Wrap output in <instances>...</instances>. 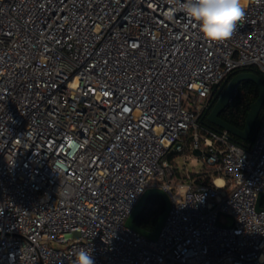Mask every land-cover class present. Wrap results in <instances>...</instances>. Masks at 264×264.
Here are the masks:
<instances>
[{
  "label": "built area",
  "instance_id": "1",
  "mask_svg": "<svg viewBox=\"0 0 264 264\" xmlns=\"http://www.w3.org/2000/svg\"><path fill=\"white\" fill-rule=\"evenodd\" d=\"M183 2L0 0V264H264V120L246 148L201 117L215 83L264 72V0L222 42ZM185 148L212 182L177 178ZM154 186L157 239L126 224Z\"/></svg>",
  "mask_w": 264,
  "mask_h": 264
},
{
  "label": "water",
  "instance_id": "2",
  "mask_svg": "<svg viewBox=\"0 0 264 264\" xmlns=\"http://www.w3.org/2000/svg\"><path fill=\"white\" fill-rule=\"evenodd\" d=\"M244 80L255 81L259 85L260 93H259L257 100L251 105V109L248 113V116L245 122V127L241 129L229 123L228 121L224 120L223 118H221L220 114L222 113V111L225 110V108L229 105L231 99L234 97L235 92H236V87L238 86V84ZM213 91L215 92V95L210 105L214 103V106L208 115V120L212 124L217 125L220 128L215 127L213 125H211L210 127L216 128V129H226L231 134H235L244 139H247L250 136L254 128V125L259 117L260 111L264 105V80L262 79V77L256 73L249 72V71H241V72L235 73L234 75L232 73L223 82L215 83L213 86ZM194 153L196 155H199L200 151L195 150ZM154 195L163 197L166 202V207L158 218V222L155 227V230L149 231L145 229L144 227L140 226L136 222V219L141 214V212L144 210L148 199ZM263 197H264V192H261L258 195V199L256 203L257 210L264 209L261 205ZM171 205H172V200H171L170 194L163 187H159V186L148 187L144 191V193L140 196L138 202L134 206L131 214L129 215L126 221V224L129 227L141 232L142 234L146 235L149 238L157 239L165 224V221L171 209Z\"/></svg>",
  "mask_w": 264,
  "mask_h": 264
},
{
  "label": "trees",
  "instance_id": "3",
  "mask_svg": "<svg viewBox=\"0 0 264 264\" xmlns=\"http://www.w3.org/2000/svg\"><path fill=\"white\" fill-rule=\"evenodd\" d=\"M241 71H249L256 73L259 76H261L262 79L264 80V72L255 64L242 66L236 69L232 73L234 75L235 73ZM259 93H260V88L255 81L244 80L240 82L236 87V92L234 97L231 99L229 105L225 108V110L222 111L220 117L228 121L229 123L235 125L236 127L243 129L245 127V122L248 113L251 109V105L257 100ZM211 102H212V98L210 95L201 112V117L205 116L204 118L205 120H207L209 124L220 128L219 126L212 124L208 120V115L214 106V103L210 105ZM263 120H264V105L260 111L259 117L254 125V128L250 136L247 139H244L238 135L231 134L232 139L238 144H241L242 146L249 148V146H251V144L254 142ZM174 153L176 152H172L169 155V158L172 161L174 158L173 157ZM198 180L204 182H212V177L207 173L203 172V174L200 175V178ZM165 207H166V202L163 197L158 195L151 196L148 199L144 210L137 217L136 222L145 229L149 231H154L158 222V218L160 214L164 211Z\"/></svg>",
  "mask_w": 264,
  "mask_h": 264
},
{
  "label": "clouds",
  "instance_id": "4",
  "mask_svg": "<svg viewBox=\"0 0 264 264\" xmlns=\"http://www.w3.org/2000/svg\"><path fill=\"white\" fill-rule=\"evenodd\" d=\"M252 0H184L180 11L192 20L209 42L230 39L245 17V9ZM73 264H95L91 251L81 248L75 253Z\"/></svg>",
  "mask_w": 264,
  "mask_h": 264
},
{
  "label": "rangeland",
  "instance_id": "5",
  "mask_svg": "<svg viewBox=\"0 0 264 264\" xmlns=\"http://www.w3.org/2000/svg\"><path fill=\"white\" fill-rule=\"evenodd\" d=\"M192 110H197L196 105L190 106ZM173 161L169 158L171 163L174 166L175 175L179 179H185L192 172H206L211 169V165H209L202 157L200 156H193L192 153H187L186 148L183 151H177L174 153ZM264 204V199H263ZM221 221L224 223H232L233 219L231 216L221 215Z\"/></svg>",
  "mask_w": 264,
  "mask_h": 264
},
{
  "label": "flooded vegetation",
  "instance_id": "6",
  "mask_svg": "<svg viewBox=\"0 0 264 264\" xmlns=\"http://www.w3.org/2000/svg\"><path fill=\"white\" fill-rule=\"evenodd\" d=\"M214 95H215V92L212 90V93H211V98H212V99H213ZM204 117H205V116L202 117V122H203L204 124H206V125L211 126V124H209V123L207 122V120H205Z\"/></svg>",
  "mask_w": 264,
  "mask_h": 264
},
{
  "label": "crops",
  "instance_id": "7",
  "mask_svg": "<svg viewBox=\"0 0 264 264\" xmlns=\"http://www.w3.org/2000/svg\"><path fill=\"white\" fill-rule=\"evenodd\" d=\"M189 153H191V152H189ZM193 154V156H198V155H196L195 153H192ZM193 174H195L196 172L194 171V172H192Z\"/></svg>",
  "mask_w": 264,
  "mask_h": 264
},
{
  "label": "snow or ice",
  "instance_id": "8",
  "mask_svg": "<svg viewBox=\"0 0 264 264\" xmlns=\"http://www.w3.org/2000/svg\"><path fill=\"white\" fill-rule=\"evenodd\" d=\"M127 110V109H126Z\"/></svg>",
  "mask_w": 264,
  "mask_h": 264
}]
</instances>
